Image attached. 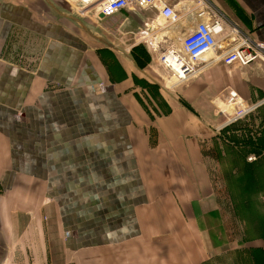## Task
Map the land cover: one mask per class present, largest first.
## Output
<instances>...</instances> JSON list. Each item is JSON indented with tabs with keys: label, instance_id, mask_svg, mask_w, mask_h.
Wrapping results in <instances>:
<instances>
[{
	"label": "crops",
	"instance_id": "crops-1",
	"mask_svg": "<svg viewBox=\"0 0 264 264\" xmlns=\"http://www.w3.org/2000/svg\"><path fill=\"white\" fill-rule=\"evenodd\" d=\"M164 2L177 23L158 24L156 9L106 19L76 1L0 0V264H72L77 253L134 249L163 231L181 232L170 239L178 253L146 264H264V57L227 66L217 50L178 80L160 58L202 8ZM208 3L227 34L239 32L220 44L264 43V0ZM231 93L247 109L240 118L228 116ZM221 162L243 165V177L228 180ZM236 214L251 218L253 237L221 252L210 239ZM216 215L211 238H188Z\"/></svg>",
	"mask_w": 264,
	"mask_h": 264
},
{
	"label": "built area",
	"instance_id": "built-area-1",
	"mask_svg": "<svg viewBox=\"0 0 264 264\" xmlns=\"http://www.w3.org/2000/svg\"><path fill=\"white\" fill-rule=\"evenodd\" d=\"M76 1L80 4L82 12H95L106 19L115 17L126 10L140 11L146 9L158 10L160 18L175 24L179 20L177 13L164 2V0H69ZM209 0H198V8H202L198 14L201 22L198 23L193 31L185 33L179 38V47H173L166 51L161 57V63L171 70L180 81L186 80L187 77L194 75V67L203 62L206 56L215 53L217 50L222 51L220 54L221 61L229 66L239 64L247 66L259 58L264 57V43H252L244 38H230L237 47H228L227 37L236 36L239 32L231 27L230 33L227 34L226 20L208 3ZM239 37V36H238ZM226 45L227 48L226 49ZM228 101L238 109L235 114L236 118L242 117L247 109L242 107L234 93L230 94ZM240 106V107H239ZM253 158H250V161Z\"/></svg>",
	"mask_w": 264,
	"mask_h": 264
},
{
	"label": "rangeland",
	"instance_id": "rangeland-1",
	"mask_svg": "<svg viewBox=\"0 0 264 264\" xmlns=\"http://www.w3.org/2000/svg\"><path fill=\"white\" fill-rule=\"evenodd\" d=\"M148 10L150 9H146V10H140L137 13H141V14H145ZM149 13V12H147ZM146 13V14H147ZM219 13V12H218ZM158 24H160L161 26L164 24V20L162 18H160L159 14H158ZM157 19V16H156ZM142 25H140L142 28L144 27V22H141ZM137 30H135L134 32H136ZM159 45V41L157 42L156 45H154V47L158 48ZM162 51L164 52V50L162 49ZM166 51V50H165ZM165 53V52H164ZM163 53V54H164ZM162 57V55H161ZM161 59V58H160ZM206 60V59H205ZM148 101L150 102L149 106L151 107L153 105V98H147ZM228 105V104H227ZM218 106V109H216L215 111H217L218 113L220 112L223 115H226V113L224 112V107L222 106ZM235 110V111H234ZM232 110V114L228 115L231 116L230 118L233 117V115L236 114V112L238 111V109H234ZM146 141L150 144L152 142V139H149V131H148V127L145 128V135H144ZM152 138V136H151ZM250 153V152H249ZM253 153V152H252ZM207 155L210 156V152L206 153ZM261 154V152H254L253 156H257ZM249 155V154H247ZM245 154L242 153L240 155L241 160H243ZM235 159H238L237 156H233ZM250 158H253L252 156ZM250 158L248 159L250 161ZM209 163L210 165L214 168L215 172H217V168L215 167V165L217 163H214L211 159H209ZM242 168L243 165H239L238 167H236V169L234 170V168L229 167L228 166V162H221V166L218 168V171H224V173H226V178L229 180V173L230 176H232L231 180H236L238 176L243 177V172H242ZM254 167L252 166V171H251V175L254 173L253 171ZM247 175V174H246ZM247 178V177H246ZM236 185V184H235ZM234 185V186H235ZM254 184L251 183V186H253ZM192 188L194 189V187L192 186L191 183H189V188H188V184L186 186V193H191L193 192ZM238 189L235 187V190ZM223 190V188L221 189ZM51 199L53 202L59 203V206L63 209V210H67L68 207V200L66 198H61L59 200H55L52 198ZM168 200H166L167 202ZM175 201V200H173ZM182 202V201H181ZM190 199L188 200V203H190ZM58 206V205H57ZM181 208L182 210H184V207L181 205L179 207H177V209ZM236 210V207L235 209ZM157 218L162 215L160 214H156ZM239 218H238V216ZM175 216H171V218H174ZM218 215L211 217V216H207L204 217L203 219H199L197 220V222L200 224V228L203 229V231L201 230L198 232L195 228H188V238L192 236V238H196V237H200V235H202L203 237L205 236V238H211V228L212 226L211 223L216 222L217 221L215 219H217ZM235 220L237 222V224L233 222V224H231V221L229 220L227 215H223L221 217L220 223H221V227L217 228V235H213L212 239H210L211 241H213V244L216 246L215 249L222 251H227L230 246H234V247H238L241 245V242L244 240H249L253 237V231L250 229V227L253 226V223L250 221L251 218H248L246 215H241V214H236L235 215ZM233 218V217H232ZM249 219V220H248ZM46 221V218L44 219ZM234 220V219H233ZM51 223L54 225H58L59 220L58 218L51 220ZM238 225V226H237ZM240 227V229H239ZM50 229V228H49ZM193 230V231H192ZM165 233V236L159 237L157 238L159 235V233H156V235L151 237V240L149 242H141V244L139 245V247H135L134 249L131 246H127V247H108V248H103L102 251L98 250L96 252L93 253H88L85 255H80V253H77L75 257L70 256L69 257V261L72 263V261H74L72 264H146L148 261L151 260L150 256L155 255L156 261H159L161 256L163 255H168L170 253H178L179 248L175 247L178 244H171L170 243V239L174 240L176 238L179 239V236L181 234L180 231H163ZM52 231L49 233V235H51ZM202 233V234H201ZM55 232L53 233L54 238H55ZM64 238H66L65 236H63ZM166 238V241L165 239ZM181 239H185L183 237V232H182V237ZM220 241H219V240ZM165 241V242H164ZM164 242V243H163ZM192 244H195L194 242ZM190 246V245H189ZM218 246V247H217ZM58 250L62 251L63 248H59L57 247ZM188 250V254H193V253H198V248L196 247H187ZM177 251V252H176ZM60 253V252H58ZM242 252L238 253L237 256H240ZM62 254V253H61ZM63 259H61V261H58L56 264H64L62 263Z\"/></svg>",
	"mask_w": 264,
	"mask_h": 264
}]
</instances>
